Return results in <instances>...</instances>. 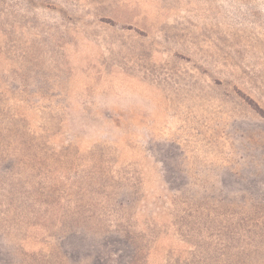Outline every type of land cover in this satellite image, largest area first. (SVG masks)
<instances>
[{
  "label": "rangeland",
  "instance_id": "rangeland-1",
  "mask_svg": "<svg viewBox=\"0 0 264 264\" xmlns=\"http://www.w3.org/2000/svg\"><path fill=\"white\" fill-rule=\"evenodd\" d=\"M0 264H264V0H0Z\"/></svg>",
  "mask_w": 264,
  "mask_h": 264
}]
</instances>
